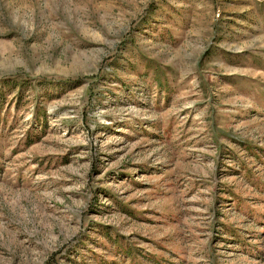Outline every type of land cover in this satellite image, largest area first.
I'll return each instance as SVG.
<instances>
[{
    "label": "rangeland",
    "instance_id": "374dc122",
    "mask_svg": "<svg viewBox=\"0 0 264 264\" xmlns=\"http://www.w3.org/2000/svg\"><path fill=\"white\" fill-rule=\"evenodd\" d=\"M0 264H264V0H0Z\"/></svg>",
    "mask_w": 264,
    "mask_h": 264
}]
</instances>
